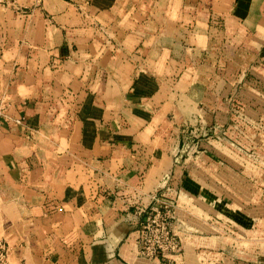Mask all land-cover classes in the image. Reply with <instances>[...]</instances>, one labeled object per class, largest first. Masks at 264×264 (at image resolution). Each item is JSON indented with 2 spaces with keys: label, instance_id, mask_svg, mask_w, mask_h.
Here are the masks:
<instances>
[{
  "label": "crops",
  "instance_id": "1",
  "mask_svg": "<svg viewBox=\"0 0 264 264\" xmlns=\"http://www.w3.org/2000/svg\"><path fill=\"white\" fill-rule=\"evenodd\" d=\"M15 4L0 6L9 264H183L192 228L181 214V250L169 262L138 255L137 209L195 210L189 203L206 194L191 138L201 122L218 127L221 99L238 83L221 73L220 40L250 38L264 60V0Z\"/></svg>",
  "mask_w": 264,
  "mask_h": 264
},
{
  "label": "rangeland",
  "instance_id": "2",
  "mask_svg": "<svg viewBox=\"0 0 264 264\" xmlns=\"http://www.w3.org/2000/svg\"><path fill=\"white\" fill-rule=\"evenodd\" d=\"M220 41L221 73L238 80L230 85L236 91L223 97L226 85L218 127L201 122L192 135L199 146L189 151L193 173L206 194L189 203L195 210L174 202L172 225L177 233L181 214L192 228L186 230L191 258L183 264H264V60L250 38L224 34Z\"/></svg>",
  "mask_w": 264,
  "mask_h": 264
},
{
  "label": "built area",
  "instance_id": "3",
  "mask_svg": "<svg viewBox=\"0 0 264 264\" xmlns=\"http://www.w3.org/2000/svg\"><path fill=\"white\" fill-rule=\"evenodd\" d=\"M0 6L19 9L15 0H0ZM5 103L0 98V116ZM16 124H21L23 118L15 119ZM170 202L156 201L151 208H139L137 214H145L140 222L141 236L139 238L138 255L142 258H154L160 256L171 262L172 256L181 249L179 236L172 225L173 207ZM9 248L5 242H0V264H9Z\"/></svg>",
  "mask_w": 264,
  "mask_h": 264
}]
</instances>
